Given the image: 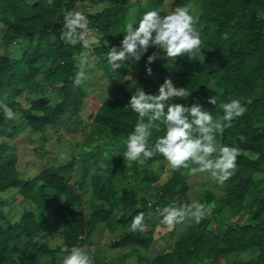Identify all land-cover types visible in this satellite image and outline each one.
<instances>
[{
  "label": "trees",
  "instance_id": "1",
  "mask_svg": "<svg viewBox=\"0 0 264 264\" xmlns=\"http://www.w3.org/2000/svg\"><path fill=\"white\" fill-rule=\"evenodd\" d=\"M167 1L0 0V100L19 117L5 122L0 110V264H62L64 246L83 248L93 264H264V19L257 18L264 0ZM189 3L199 14L203 63L188 56L157 59L148 75L147 57L156 51L149 48L139 62L111 70L107 53L120 46L128 21L138 26L147 11L160 10L163 16ZM71 10L83 12L101 37L84 69L88 79L79 87L73 85L80 70L73 57L84 49L60 39L64 13ZM95 73L116 87L99 104L90 103L102 89L99 83L91 90L87 86ZM166 78L190 93L170 103H199L214 118L223 115L220 104L231 99L247 108L217 134L221 144L240 149L237 173L224 185L204 184L199 203L214 205L212 216L177 224L175 239L173 230L163 233L167 227L157 208L191 203L193 175L173 170L161 182L162 156L144 167L122 156L123 141L138 121L127 107L131 95L139 87L158 94ZM214 95L216 105L208 102ZM65 125L86 132L78 151L24 177L10 140L29 129L46 143ZM152 132L150 144L165 134L164 126ZM5 193L12 202L4 200ZM139 212L148 225L143 234L130 231ZM54 233L62 235L60 241L53 242ZM103 233L108 241L93 248Z\"/></svg>",
  "mask_w": 264,
  "mask_h": 264
},
{
  "label": "clouds",
  "instance_id": "2",
  "mask_svg": "<svg viewBox=\"0 0 264 264\" xmlns=\"http://www.w3.org/2000/svg\"><path fill=\"white\" fill-rule=\"evenodd\" d=\"M48 3L51 4L52 0H48ZM257 18L264 19V11H258ZM198 20L199 14L189 3L176 7L174 11L163 16L160 10L147 11L139 20L138 26H134V20L128 21L123 29L124 36L120 46H112L107 53L111 70L116 71L130 61L139 62L149 48H155L156 51L147 57L148 75L152 74L150 65L157 59L174 62L178 57L188 56L191 60L198 58L203 63L204 43L196 28ZM89 23L87 16L81 11L71 10L64 13L60 39L72 46L79 44L84 49L78 56L73 57L77 62L76 67L80 69L75 75L74 87L82 86L87 81L85 66L90 63V54L96 47L101 46V37L94 34ZM48 93L52 94L51 87L48 88ZM188 96L190 93L187 89L176 87L171 78H166L159 86L158 94L146 93L139 87L127 104V107L138 114V121L134 130L123 141L125 151L122 156L126 163L144 167L149 159L159 155L174 171L184 169L193 176L207 173L212 181L224 185L237 173V160L242 153L236 147L221 144L217 140V134L222 135L226 128L232 126L234 119L246 113L247 108L239 99H231L220 104L223 115L214 118L199 103L191 106L170 103L175 97ZM208 102L216 105V96L208 97ZM247 103H252L251 97L247 99ZM0 110L5 122L19 119L17 112L2 100ZM161 124L165 134L150 144L153 128L160 130ZM157 212L162 217L160 223L172 230L186 220L200 223L210 218L214 205L192 201L157 208ZM145 221V213L139 212L131 220L130 231L141 234L147 232L148 225ZM61 250L66 253L62 264H93L89 253L81 247L64 246Z\"/></svg>",
  "mask_w": 264,
  "mask_h": 264
},
{
  "label": "rangeland",
  "instance_id": "3",
  "mask_svg": "<svg viewBox=\"0 0 264 264\" xmlns=\"http://www.w3.org/2000/svg\"><path fill=\"white\" fill-rule=\"evenodd\" d=\"M169 1V0H168ZM167 1V2H168ZM97 75L91 81V84L87 83V86H90V90L95 88L94 84H98L102 88L97 91L95 94L97 98H90L91 102L100 103L103 98L111 96V94L115 90V84L111 82L108 78H104V75L101 73H95ZM87 76H89L87 74ZM88 81V82H90ZM93 86V88L91 87ZM93 92V90H92ZM98 104H94L95 108H97ZM85 131H77L76 128L72 125H65V128L60 132L52 133L51 139L46 143H42L39 139V136L35 133L30 132L29 129L23 130L18 136L10 140V143L13 149L17 152L19 156V169L22 172L24 177H29L36 174L40 171L41 168L45 167L47 164L59 165L60 163L65 162L67 159L71 157L73 152H77L79 149L80 143L83 141L85 137ZM47 151V152H46ZM164 167L162 171V179L161 182L166 180L170 173H172V169L168 166V163L165 159H163ZM192 190L190 191V197L192 201L199 202V197L203 193L204 184H215L210 178L206 177L205 174H198L191 177ZM224 192V188L219 187L216 189L217 196H221ZM12 196L10 194L5 193L4 200H8L12 202ZM11 200V201H10ZM55 226L59 227L60 230L62 228L61 224L55 222ZM55 228V227H54ZM167 229H162L163 233L167 232ZM174 232L171 236L172 239L178 237L177 227L172 229ZM167 234V233H166ZM168 235V234H167ZM60 233L50 234V238H52L53 242L60 241L61 238ZM109 237L106 234H101L96 237L95 244H91L94 248L96 243L105 244L108 241ZM164 240H161L159 243L164 244ZM164 246V245H163Z\"/></svg>",
  "mask_w": 264,
  "mask_h": 264
}]
</instances>
